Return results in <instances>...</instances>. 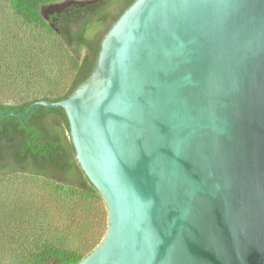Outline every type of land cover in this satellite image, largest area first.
I'll return each instance as SVG.
<instances>
[{"label":"water","instance_id":"1","mask_svg":"<svg viewBox=\"0 0 264 264\" xmlns=\"http://www.w3.org/2000/svg\"><path fill=\"white\" fill-rule=\"evenodd\" d=\"M42 106L108 210L78 264H264V0H137L71 97L0 116Z\"/></svg>","mask_w":264,"mask_h":264},{"label":"trees","instance_id":"2","mask_svg":"<svg viewBox=\"0 0 264 264\" xmlns=\"http://www.w3.org/2000/svg\"><path fill=\"white\" fill-rule=\"evenodd\" d=\"M62 1L0 0V111L24 114L35 102L71 97L137 0L73 5L46 20L43 8ZM76 156L63 108L39 107L25 121L0 116V179H39L50 204L36 195L1 203L0 264H78L103 241L108 210Z\"/></svg>","mask_w":264,"mask_h":264},{"label":"rangeland","instance_id":"3","mask_svg":"<svg viewBox=\"0 0 264 264\" xmlns=\"http://www.w3.org/2000/svg\"><path fill=\"white\" fill-rule=\"evenodd\" d=\"M48 187L36 178H30L27 176H14L5 179H0V206L4 201H13L17 199L18 196L24 195L27 197H32L33 195L40 197L43 202L49 204L48 202ZM50 205V204H49ZM54 223L58 224L57 215L51 214ZM2 245L0 244V252ZM12 255L5 256V259H10Z\"/></svg>","mask_w":264,"mask_h":264}]
</instances>
